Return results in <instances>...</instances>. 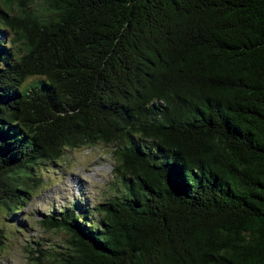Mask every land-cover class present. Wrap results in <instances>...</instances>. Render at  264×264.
<instances>
[{"label":"trees","instance_id":"trees-1","mask_svg":"<svg viewBox=\"0 0 264 264\" xmlns=\"http://www.w3.org/2000/svg\"><path fill=\"white\" fill-rule=\"evenodd\" d=\"M44 1L0 0V225L113 144L120 188L43 219L47 258L264 264V0Z\"/></svg>","mask_w":264,"mask_h":264},{"label":"rangeland","instance_id":"rangeland-1","mask_svg":"<svg viewBox=\"0 0 264 264\" xmlns=\"http://www.w3.org/2000/svg\"><path fill=\"white\" fill-rule=\"evenodd\" d=\"M44 3L37 0V8L45 10ZM115 149L113 144L98 143L92 148L66 151L60 162L45 163L41 170L45 186L21 214L8 220L2 217L0 228L3 227L9 240L0 250V264H57L54 258H47L48 254L63 252L69 236L58 230L47 231L42 220L71 206L76 209L77 204L87 207L95 220L99 216L95 206L107 202L120 188V177L114 172ZM38 256H42V262L35 260Z\"/></svg>","mask_w":264,"mask_h":264}]
</instances>
